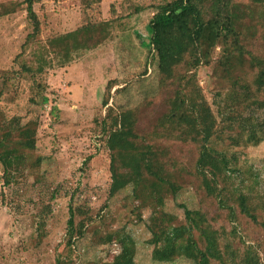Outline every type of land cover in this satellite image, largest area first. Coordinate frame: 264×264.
I'll use <instances>...</instances> for the list:
<instances>
[{
  "label": "trees",
  "instance_id": "16d2710c",
  "mask_svg": "<svg viewBox=\"0 0 264 264\" xmlns=\"http://www.w3.org/2000/svg\"><path fill=\"white\" fill-rule=\"evenodd\" d=\"M43 1L0 4V18L26 11L32 27L23 53L15 59L21 69L11 75L35 79L54 66L65 68L76 55L113 39V29L125 17L152 10L147 42L139 43L145 49L141 72L113 94L120 82L109 81L102 100L107 111L103 131L108 138L122 132L126 116L151 105L148 135L171 151L179 165L177 170L135 176L110 190V198L127 192V216L149 233L151 261L264 264V188L259 174L239 165V150L264 143V0H160L144 9L134 3L130 14L108 20L92 14L102 0H81V26L46 42L35 11ZM111 13L114 16V6ZM27 51L29 58L24 56ZM203 68L211 69L213 83L223 84L214 91L212 102L199 82ZM10 79L9 73L0 74V99ZM37 87L41 89V83ZM235 89L248 101L239 113L215 101ZM41 100L46 103L48 98L41 95ZM57 110L53 105L52 114ZM4 146L1 141L3 186L38 194L31 200L39 212L32 216L29 244L39 247L49 234L48 220L62 185L45 168L46 158L38 153L35 137L21 142L22 151H1ZM74 196H70L66 233L54 248L53 264H79L77 244L97 231L92 228L97 218L77 221L83 206L74 203ZM185 196L187 201L179 202ZM90 200L91 196L84 201ZM122 229L102 238V245L118 250L109 252L100 264H137L136 239Z\"/></svg>",
  "mask_w": 264,
  "mask_h": 264
},
{
  "label": "rangeland",
  "instance_id": "374dc122",
  "mask_svg": "<svg viewBox=\"0 0 264 264\" xmlns=\"http://www.w3.org/2000/svg\"><path fill=\"white\" fill-rule=\"evenodd\" d=\"M9 1L21 0H0V4ZM158 1L102 0L99 10L92 14L99 20H108L130 14L137 4L144 9ZM35 11L43 24L44 42L54 35L77 29L84 19L81 0H44L35 5ZM152 16V10L148 9L133 18L125 17L121 25L113 29V39L76 55L69 66H54L35 79L29 75H11V71L21 69L15 59L23 53L26 37L32 32L27 12L0 18V74L9 73L11 77L0 99V142L5 143L1 151H22L21 142L35 137L38 153L46 158L45 168L55 176V183L62 185L48 220L49 234L39 247H33L29 244L33 231L31 222L39 207L31 200L38 194L28 193L24 188H6L0 178V264H53L54 248L66 233L71 194L75 195L74 203L83 206L77 221L88 217L98 219L92 224L96 233L91 231L77 244L79 264H100L109 252L114 254L118 249L102 245L101 240L124 227L122 230L136 239L137 264H157L151 261L152 247L148 244L150 235L146 228L130 223L127 216V192L110 198V190H116L135 176L177 170L179 165L171 151L148 135L146 120L151 105L145 104L126 116L120 125L122 132L109 138L103 131L107 111L102 106L109 81L120 82L113 94L141 72L145 49L139 43L147 42V27ZM29 53L24 54L25 58L30 57ZM211 73L209 68L201 69L199 82L212 102L214 91L223 84L213 83ZM152 84L155 85L154 80ZM41 95L48 98L46 103L42 102ZM121 100L126 103V96ZM215 101L234 113L241 112L248 103L245 95L236 89L224 92ZM112 103L111 100L109 105ZM53 105L58 109L55 114H52ZM3 122L5 125L1 124ZM110 122L108 119L107 123ZM9 124L10 133L7 132ZM239 153L240 167L251 168L259 174L264 188V143L239 150ZM89 196L91 200L87 203L84 200ZM186 201L185 196L179 202Z\"/></svg>",
  "mask_w": 264,
  "mask_h": 264
},
{
  "label": "built area",
  "instance_id": "2783aa9c",
  "mask_svg": "<svg viewBox=\"0 0 264 264\" xmlns=\"http://www.w3.org/2000/svg\"><path fill=\"white\" fill-rule=\"evenodd\" d=\"M114 252H116V251H114Z\"/></svg>",
  "mask_w": 264,
  "mask_h": 264
}]
</instances>
